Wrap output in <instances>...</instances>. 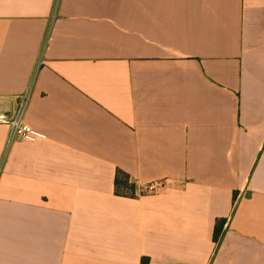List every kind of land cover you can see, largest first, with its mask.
Wrapping results in <instances>:
<instances>
[{
	"label": "crops",
	"instance_id": "crops-1",
	"mask_svg": "<svg viewBox=\"0 0 264 264\" xmlns=\"http://www.w3.org/2000/svg\"><path fill=\"white\" fill-rule=\"evenodd\" d=\"M22 96L0 264H264V0H0Z\"/></svg>",
	"mask_w": 264,
	"mask_h": 264
},
{
	"label": "built area",
	"instance_id": "built-area-1",
	"mask_svg": "<svg viewBox=\"0 0 264 264\" xmlns=\"http://www.w3.org/2000/svg\"><path fill=\"white\" fill-rule=\"evenodd\" d=\"M25 104L26 98L22 96L16 99L13 110L5 111L0 108V124L9 127V133L12 139L34 143L37 141L38 135L34 128L24 121ZM165 186L166 183L161 181L150 183L144 188V193H155L165 188Z\"/></svg>",
	"mask_w": 264,
	"mask_h": 264
},
{
	"label": "trees",
	"instance_id": "trees-1",
	"mask_svg": "<svg viewBox=\"0 0 264 264\" xmlns=\"http://www.w3.org/2000/svg\"><path fill=\"white\" fill-rule=\"evenodd\" d=\"M116 184L120 185L121 187H123L125 189H128L130 191H133L134 188H135L134 184H132L129 181V177L127 175L123 174V173H120V172H118V176H117V179H116ZM220 233H221V230L217 226L216 229H215V233H214V239H215L216 242L219 241Z\"/></svg>",
	"mask_w": 264,
	"mask_h": 264
},
{
	"label": "rangeland",
	"instance_id": "rangeland-1",
	"mask_svg": "<svg viewBox=\"0 0 264 264\" xmlns=\"http://www.w3.org/2000/svg\"><path fill=\"white\" fill-rule=\"evenodd\" d=\"M119 191H120V192H129L128 189H124L123 187H121Z\"/></svg>",
	"mask_w": 264,
	"mask_h": 264
}]
</instances>
